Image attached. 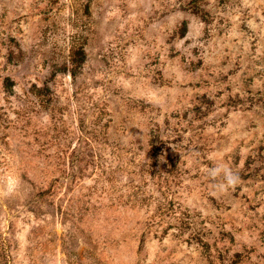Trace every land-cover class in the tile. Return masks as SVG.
I'll use <instances>...</instances> for the list:
<instances>
[{"label":"rangeland","instance_id":"374dc122","mask_svg":"<svg viewBox=\"0 0 264 264\" xmlns=\"http://www.w3.org/2000/svg\"><path fill=\"white\" fill-rule=\"evenodd\" d=\"M0 264H264V0H0Z\"/></svg>","mask_w":264,"mask_h":264},{"label":"clouds","instance_id":"9594fccd","mask_svg":"<svg viewBox=\"0 0 264 264\" xmlns=\"http://www.w3.org/2000/svg\"><path fill=\"white\" fill-rule=\"evenodd\" d=\"M221 171H224V175H225L228 185H233L235 183V179L233 178L232 174L229 171L223 170L220 167H216L211 170V174L215 176V175H218Z\"/></svg>","mask_w":264,"mask_h":264}]
</instances>
